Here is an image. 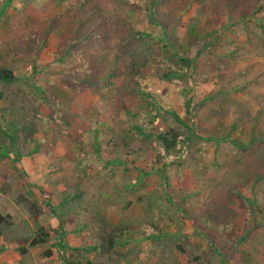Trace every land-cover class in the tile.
Returning <instances> with one entry per match:
<instances>
[{"label": "rangeland", "instance_id": "obj_1", "mask_svg": "<svg viewBox=\"0 0 264 264\" xmlns=\"http://www.w3.org/2000/svg\"><path fill=\"white\" fill-rule=\"evenodd\" d=\"M82 1L85 26L92 24L90 14L101 13L114 33L108 49L88 47L82 71L94 82L79 86L66 83L70 71L54 55L60 54L55 49L60 31L64 36L72 28L63 19L52 29L63 0L24 1V10L18 8L23 3L5 2L7 9L13 5L16 10L7 11L0 26V65L14 73V80L0 83V123L6 128L9 121L26 120L31 130L36 127L33 137L42 139L24 141L17 136L18 152L0 155V212L11 215V224L0 235V264H65L53 245L59 234L80 250V245L93 243L95 235L107 241L113 224L137 231L114 250L105 242L100 252H84L88 262L81 251L70 250V261L264 264V0H166L159 10L166 23L172 14L169 7L176 6V23L164 37H170L173 50L193 58L195 68L180 77L159 78L151 89H167L169 105L182 116L186 95L203 99L194 110L198 137L166 159L153 146V133L166 125L185 128L162 112L154 115L155 121L127 115L125 108H142L143 103L130 91L128 77L117 72L127 54L119 49L121 39L133 42L139 53L156 56L154 67L160 71L158 61L171 54L161 47L163 37L160 47L136 38L137 32L152 30L142 8L132 6L141 0ZM240 13L247 14L248 27L236 20ZM28 16L37 30L47 28L46 43L23 38ZM207 41L210 46L200 51ZM107 65L114 73L102 86L97 76ZM35 87L47 100H35ZM55 112L57 119H52ZM131 125L144 134L129 132ZM88 139L97 140L98 158L94 147L82 146ZM239 142L246 145L239 147ZM34 144L38 146L32 152ZM80 149L85 156L80 157ZM233 195L242 202L253 200L251 215L238 206V196L230 202ZM53 209L60 210L62 229L49 233L47 244L21 256L17 247L34 234V218L47 229L48 223L58 226ZM48 247L53 254L45 259L42 251Z\"/></svg>", "mask_w": 264, "mask_h": 264}, {"label": "trees", "instance_id": "obj_2", "mask_svg": "<svg viewBox=\"0 0 264 264\" xmlns=\"http://www.w3.org/2000/svg\"><path fill=\"white\" fill-rule=\"evenodd\" d=\"M166 0H141L134 2L132 6H137L142 8L146 19L150 22L152 26V30L149 32H143L139 31L135 35L136 38L144 40L145 38L149 39L148 44L149 46H153L154 44H159L162 39L161 47L162 49L168 50L170 56L168 57H161V61H158V66L161 68L159 69L155 68L154 61H156V56L153 54H150L147 51H144L143 53H139L133 44V42H124V39L120 40V48L127 52L126 57L123 58L122 63L120 65V68L117 70V72H121L123 75L128 77V80L130 82V91L136 93L139 96V102L143 103V105L140 106L143 108L134 107V108H125L124 112L131 116V117H138L144 119V116L150 120L154 119V115L156 116L159 112H162V114L171 117L174 122L178 123L180 127L183 129L185 128L187 131V134L184 131L181 130V128H172L166 125V127H159L157 131L153 133V137L155 139V142L157 144L153 145L155 149L160 152L161 156L164 159L171 156V153L178 152V150L183 151V147L188 145V142L198 137V131L195 128L196 126V120H195V108L197 106H200L203 102V99L195 100L193 95H186L183 99V107H184V115L182 116L179 114L176 110L172 109V107L169 105V99H168V90L167 89H151V84H153L157 79H165L168 80L170 78L180 77L181 73H187L195 68V60L191 57H189L187 54L181 52V51H175L173 48H175L174 43L170 40V37H164L165 31L167 32V28L172 27L176 23L174 10L176 6L169 7V12H172L170 16H168V20L165 23L161 15L159 16V10L165 5ZM188 2H192V0H185ZM82 0H63L60 7L57 8V14L58 17L57 24L52 29H57L59 24H61L64 20H68L67 25L71 28L68 31L65 30L64 36H62V32L60 31L58 35V41L56 40L57 44L55 46L56 51H60L59 53H54L56 55L57 61L60 63H64L68 70L70 71V74L67 76L66 83L73 84L75 86H79L78 82H84L87 81L86 77H84V73L87 71H82V66L87 62L86 59V51L89 49L88 47H93L98 50H105L108 49L111 45L109 44L110 39L112 38V34L114 33V27L113 24L110 25L109 22H107L101 13H97V15L90 14L89 18L92 22L90 26H85V22L83 19V9L81 7ZM130 2H132L130 0ZM188 5V4H187ZM264 5V4H263ZM259 6V9L262 12V6ZM131 6V5H130ZM131 6V7H132ZM227 7L229 10H232V6L227 4ZM100 12V11H99ZM230 12V11H228ZM233 12V11H232ZM234 13V12H233ZM226 16L228 18H232V15L230 13L226 12ZM247 14L240 13L236 20L241 23L243 27L247 26ZM75 22L78 24V26H75ZM33 21L31 18H28L24 24L23 28H27L26 33H24V39L29 43H36V44H43L46 43L47 36L49 35V31L47 28H43L37 30L35 26H33ZM227 25H231L228 23ZM228 26V27H229ZM85 28V29H84ZM264 29V25L261 27ZM169 32H172L170 29ZM61 34V36H60ZM156 37H155V36ZM60 36V37H59ZM145 41V40H144ZM160 44L158 45L160 47ZM210 42H205L199 50H203L206 47L210 46ZM264 46V44H263ZM158 47V48H159ZM180 47V46H179ZM238 47H241L239 45ZM150 50V49H149ZM148 50V51H149ZM167 51V52H168ZM59 54V55H58ZM230 54H235L234 51H230ZM175 57V60L172 58ZM103 58H98V60H101ZM158 60V59H157ZM176 63V64H175ZM74 65L76 66L74 68ZM84 68V67H83ZM114 67H111L107 65L103 72H100L97 76V84H101L103 82V85L105 84L104 79L108 78L110 75L114 73ZM158 72L159 75H158ZM83 76V77H82ZM82 77V80L79 78ZM14 80V73L7 69L5 66L0 65V83L7 84ZM94 82V80H90L86 82V85H91ZM102 85V84H101ZM102 85V86H103ZM36 97L35 100L37 101H45L47 98L41 94L37 93V88L35 87ZM124 107V105H123ZM54 109V107H53ZM2 110V109H1ZM56 112L55 115H53L52 119L56 118ZM0 115L2 116L3 113L0 112ZM46 122H50L49 118L44 119ZM149 120V121H150ZM255 120V117H253V122ZM155 121V119L153 120ZM153 123V122H152ZM7 127L4 128L0 123V155L5 153L9 154L11 151L15 153L14 151L18 152V147L16 145V137H20L24 141L32 140L36 141V139H42V137L38 138L33 137V134L36 132V127H34V130H31L28 125V121H23L22 124L16 122V121H9L7 123ZM165 124V123H163ZM254 126V123H252ZM141 132L140 128H137L134 125H131L128 129L129 132L133 131ZM84 135H86L88 132L83 131ZM141 134H144L141 132ZM186 134V135H185ZM250 137L251 142L254 140V129L253 127L250 129ZM98 135H96L97 137ZM151 136V135H148ZM264 137V135H263ZM125 143H128L126 139L121 138ZM85 140V139H84ZM224 140V139H223ZM233 141V140H232ZM84 143L82 146H85L89 144L90 148L94 147V155L97 157L99 155V150L97 149V140H86L83 141ZM250 142V141H249ZM248 142V143H249ZM247 143V144H248ZM10 144V145H9ZM184 145V146H183ZM246 145V144H245ZM244 143L239 142V147L245 146ZM34 149L32 152H34L37 148V144H34ZM83 148V147H82ZM185 148V147H184ZM80 152L82 153L83 157L86 153H83L84 150L80 149ZM91 152V149H90ZM93 152V151H92ZM31 152H28L26 155L29 156ZM90 153H88L89 155ZM22 156V155H21ZM179 156H183L182 154H179ZM18 155L13 156L14 160H17ZM98 158V157H97ZM104 157H101L102 159ZM117 160H114L113 162H116ZM145 167L144 165L141 166V171L145 173ZM261 178V177H260ZM108 192V191H106ZM106 192H103L107 195ZM244 193V192H243ZM240 195V194H239ZM239 195H233L229 200L230 202L233 201L237 196L240 200ZM80 196V195H79ZM78 196V197H79ZM107 197V196H106ZM67 198V197H66ZM250 203H249V202ZM253 200L250 201L247 199L246 202H242L241 200L238 201V206H244L245 214L251 215L250 210V204H252ZM246 208V209H245ZM54 216H56L58 219V226L54 228L51 226L50 223H48V229L39 223L37 218H34L32 220L33 226H34V234L27 238L22 240V244L17 247V251L21 256H23L25 253L29 251V248L31 247H39L41 245H45L49 242L51 232H56L57 228L62 229V223L63 219L60 218V210L57 209L56 211L53 209L51 210ZM11 224V215L9 213H1L0 212V235L3 233L4 229L7 228ZM50 225V226H49ZM109 225V224H108ZM107 226V225H106ZM80 228V227H79ZM78 228V229H79ZM109 228V227H108ZM105 229V228H103ZM75 229L74 231H76ZM108 230V229H107ZM137 230L130 228H126L122 226L121 224H113L110 225V229L107 232V241H104L102 239V236L95 235L93 243H88V246H82L80 245V250L78 248H75L73 245H70L66 243L62 239L63 235L59 234L58 240L56 239L53 242L54 247L56 248L58 256L60 257V261L65 262V264H81L79 263V259H76V261H70L72 258L70 250H79L82 252V256H84V262L89 261V254L85 253L90 250H97L102 251V247L104 246V243H106L105 246L108 248H111L112 250L115 249L117 245H121L126 240H131L132 237L131 233H135ZM78 232V231H76ZM130 234V235H129ZM159 233H156L155 237L158 236ZM244 236H246L244 232ZM154 237V236H153ZM110 250V249H108ZM85 252V253H84ZM53 254L51 247H48L47 249L42 251V256L46 259L51 257ZM59 261V260H58Z\"/></svg>", "mask_w": 264, "mask_h": 264}, {"label": "crops", "instance_id": "obj_3", "mask_svg": "<svg viewBox=\"0 0 264 264\" xmlns=\"http://www.w3.org/2000/svg\"><path fill=\"white\" fill-rule=\"evenodd\" d=\"M14 2V3H23L20 7H18V8H20V9H22V10H24L25 8H24V5L26 4L25 2H29L30 0H0V26L1 25H3L4 23H5V16H6V13H7V11H8V14H9V12H13V11H15L16 9L14 8H12L11 9V7L13 6V5H11V7L10 8H6L5 7V2ZM25 1V2H24ZM25 3V4H24ZM18 6H19V4H18ZM14 7V6H13ZM28 7H32V5L31 4H28ZM24 14V13H23ZM22 16H25V15H22ZM29 18V16L28 17H26V19H28ZM25 22V21H24ZM24 24V23H23ZM22 27H23V25H22Z\"/></svg>", "mask_w": 264, "mask_h": 264}]
</instances>
